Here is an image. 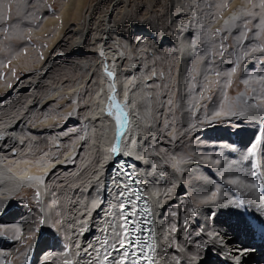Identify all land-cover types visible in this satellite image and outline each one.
<instances>
[{
	"label": "bare ground",
	"instance_id": "6f19581e",
	"mask_svg": "<svg viewBox=\"0 0 264 264\" xmlns=\"http://www.w3.org/2000/svg\"><path fill=\"white\" fill-rule=\"evenodd\" d=\"M126 1H110L109 11L106 10L100 18L101 25L98 29L105 32L100 38L96 23H92L91 12L88 11L82 27L77 23L69 30L66 29L67 45L56 46L62 47L63 50L56 54L52 48L50 60L40 66L39 71H33L31 77H25L16 83L7 91L11 96L5 97L6 101L2 102V106L0 103V264H11L10 260L16 259L18 262L14 264H38L40 256L44 253L42 259L46 264H94L96 253L92 249L98 248L103 253L104 241H112L113 226L115 225L117 231L120 230L121 205L129 203L131 199L130 193L123 186L127 184L126 181L119 173L111 172L114 158L117 156L111 152L113 147L119 149L117 158L130 163L131 174L139 190L142 189L141 194L149 209L155 213L151 217L152 228L155 229L153 243L156 244L157 250L161 246L168 248L167 264H177V261L184 264L187 246L189 245L191 250V247H194L191 241L205 239L204 233L208 230L221 233L228 247L209 243V248L213 250L212 255L205 253L203 264H232L230 248L249 249L241 264H264V206L239 207L234 199L237 197L244 205H258L264 199V143H260L258 154H255V160L249 166L245 150L254 140L256 129L247 130L248 128L243 129L241 126L243 123L248 125V119L257 123L263 118L262 104L254 107L256 111L252 108L244 119L236 121L233 118L228 126L236 128L235 133L232 130L224 133L215 130L214 126L201 129L200 131H205L209 145L201 147L206 150L192 147L191 155L196 159L189 160V163L176 152V147L182 144L180 142L177 146L169 144L168 147L161 145V142H165L164 139L150 144L146 137L160 136L159 123L152 114L146 119L142 108L135 105V99L139 96L149 97L154 85V74L150 78L143 77L141 71H138V64L134 63L133 67L129 66L125 70L121 65L124 54L115 50L109 51V44L114 46L118 40L112 35V29L115 28L113 10ZM135 32L130 34L128 40L132 39L131 35ZM36 35L41 36L39 32ZM100 42L108 45L103 55L96 52L98 49L102 51L103 47L97 46ZM185 43H181V47L187 53ZM90 55H94L95 64L88 65ZM78 58H81L79 63L86 64L76 68L86 73V80L94 90L91 89L93 95L85 105L87 109L84 116H80L83 132L78 148L68 150L60 156L54 145L62 146L63 149L65 142L62 141L66 137L61 134V130L65 125L51 127V119H45V125L39 121L31 126L29 124L35 113L42 116L46 106L51 105L58 96L67 97L76 92L77 84L67 87L66 79L48 82V78L61 66L72 69ZM105 66L113 73L111 79L105 73ZM55 76H58V73ZM134 79L137 85L131 83ZM183 85L181 82L178 86L181 91L184 89ZM42 90L45 94L38 98L36 92ZM126 93L127 104L124 111L128 115L124 120L120 138L117 139L115 121L107 117L106 112L110 96L115 95L116 100L123 105ZM18 97L19 105L11 108ZM215 119L219 120L217 117ZM237 124L239 127H236ZM262 132L264 133V126ZM48 139L50 146L45 148L43 140ZM233 145L234 149L231 147ZM218 148L223 149V161L217 166L214 156ZM204 155L212 159L201 163L199 158ZM245 160L247 166H244ZM100 165L104 167L100 168ZM208 165L216 166L212 170L216 178L203 167ZM249 168L252 169L255 181L259 183L257 187L252 183ZM97 172L100 173L99 178ZM217 174L221 180H218L220 177ZM216 180L224 185L220 187L217 204H203L202 201L212 195ZM229 180H236L237 184H229ZM174 184L178 186L173 188ZM231 190L235 192L232 193ZM37 191L40 193L38 212L49 217V224L52 217H58L64 222V230L60 234L63 242L59 235L54 238L49 231L42 230L29 246L30 242L26 237L35 235L31 232L33 215L23 198L32 192L34 197L31 200L34 201ZM120 192L125 195H118ZM221 200L231 201L234 206L225 204L224 207H218ZM186 201L193 202L194 208L199 210V214L192 218L188 227L189 230H194L195 234L188 237L181 232L185 228L182 225L183 215H186L185 221L189 220L184 205ZM157 202L161 206L158 207ZM213 211L216 213L214 218L211 217ZM173 212L176 214L173 215ZM173 225L177 228L175 233L170 231ZM166 234L171 241L170 248L169 240L164 238ZM17 235L19 239H16ZM73 241L81 245L80 249L72 246ZM21 248L23 256L19 257V253L14 251ZM100 264H103L102 256Z\"/></svg>",
	"mask_w": 264,
	"mask_h": 264
},
{
	"label": "rangeland",
	"instance_id": "374dc122",
	"mask_svg": "<svg viewBox=\"0 0 264 264\" xmlns=\"http://www.w3.org/2000/svg\"><path fill=\"white\" fill-rule=\"evenodd\" d=\"M110 1L0 0V103L6 101L5 97L11 96L7 91L11 90L16 83L25 77H31L33 71H39L40 66L50 60L53 54L52 48L56 54L63 50L62 47L56 46H59L58 44L67 45L68 39L65 38L67 30L77 23L82 27L88 11L91 12L92 23H96L99 38L102 37V34L104 36L105 32L98 28L101 25L100 18L109 11ZM123 2L113 10L115 28L112 29V35L119 41L117 40L114 46L110 43L109 51L115 50L117 53L124 54L121 65L125 70L129 66L133 67L134 63L138 64V71H141L143 77L150 78L154 74L152 81L154 85L151 87L149 97L139 96L135 99V105L142 108L146 119L148 115L152 114L155 121L159 123L160 136L146 137L150 144L162 139L165 142H161V145L166 147L169 144L176 145L180 142L182 144L176 147V152L181 155L182 159H185L186 163H189L188 161L193 157L191 155L192 147L197 146L200 150H206L201 147L209 145V140L205 138V131L193 133L194 139L192 136L185 138L184 132L190 124L205 121L199 125L202 129L214 126L215 130L224 133H229L231 130L235 133L237 132L236 128L228 126L232 120H225L221 117L216 121L214 116L208 114L215 110L226 111L231 107L233 110L243 112L244 115L240 118L244 119V116L247 117L252 108L256 111L254 107L257 108L259 104H262L261 110H264V52L259 51L264 47V25L259 23L264 20V8L260 7L261 0H127L125 4ZM173 4L175 7H172ZM142 5L147 6L144 11L140 10ZM179 13L183 14V19L174 22ZM131 19L144 21L149 25L136 24L135 28H132V22L129 21ZM141 28L147 31L154 30L160 34L161 40L163 35L167 34L169 43H165L161 47L151 41H146L145 44L137 48L135 44L130 43V40H125V38L129 39L130 34L134 31H136L135 34H144L140 33ZM244 31H247V37L243 43H238L236 38ZM38 32L41 36L36 35ZM183 42H186L187 53L181 47ZM99 45H101L100 48H103L102 51L98 49L97 53L106 51L105 48L108 45L101 42L97 46L99 47ZM222 46H227V53L225 52L223 57L219 54ZM252 48H256L257 51L250 52ZM246 53H250V55H246ZM94 55H90L91 61L89 60L88 65L95 64ZM78 59L72 69L61 66L55 69L54 74H50L48 78V82L54 79L56 81L66 79L67 87L77 84L76 92L67 97L65 95L58 96L51 105L42 109L44 116L35 113L29 124L31 126L39 121L45 125L47 124L46 120L51 119V122L53 120L51 127H57L59 124L65 125L61 130V134L66 137L62 141L65 142L63 149L62 146L54 145L60 156L68 150L72 151L75 147L78 148L83 132L80 116H84L87 109L85 105L93 95L91 89L94 90L86 80V73L77 69L79 65L86 64L85 62L79 63L81 58ZM236 65H240V70L236 74L230 77L223 75V73L230 72L231 67ZM57 73L58 76H55ZM217 73H221V75L218 76ZM228 79L231 80V84L224 87ZM244 80H247L248 83L245 84ZM190 81L195 85L192 90L189 89ZM181 82L184 83L182 91L178 87ZM131 83L138 84L135 79ZM44 94V90L36 92L38 98ZM207 97H211V99L209 100ZM19 99L20 97L15 99L11 108L14 109L19 105L17 102ZM208 119L215 122L209 125L206 123ZM242 122L244 121L242 120ZM247 123L248 125L243 123L241 126L243 129L248 128L247 130L256 129L254 139L259 131L263 133L264 115L257 123L255 120L249 119ZM43 141L44 147L48 148L50 146L49 139ZM259 146L260 143H257L256 155ZM87 149L85 152L88 151ZM222 151L223 149L220 148L216 150L214 161L217 158L221 162L223 161ZM256 155L251 157L252 159L247 158L249 166L255 160ZM246 160L244 166H247ZM203 167L215 175L212 171L215 169V165ZM251 170L249 168L252 183L257 187L259 183L255 181ZM218 180H221V177ZM218 180L214 183L213 192L216 191L217 184L224 187L223 183ZM231 192L235 191L231 190ZM32 197L34 195L30 192L24 196L23 200L27 208H34L38 212V205L36 200H31ZM234 199L236 204H242V201L237 197ZM185 203L186 213L189 208L195 209L193 202L186 201ZM242 216L245 217L244 214ZM183 218L182 225L184 226L186 215H183ZM181 232L187 237L195 234L194 230L188 228L182 229ZM21 250L22 248L18 251L15 250L14 253H19V257H22ZM187 255H190L188 250ZM17 262L18 259L10 260L11 264Z\"/></svg>",
	"mask_w": 264,
	"mask_h": 264
},
{
	"label": "snow or ice",
	"instance_id": "6c2138e0",
	"mask_svg": "<svg viewBox=\"0 0 264 264\" xmlns=\"http://www.w3.org/2000/svg\"><path fill=\"white\" fill-rule=\"evenodd\" d=\"M146 5H142L140 10L144 11ZM172 7H175L173 4ZM261 8H264V0H261L260 4ZM183 19V14L179 13L175 17L174 22H179ZM131 23V27L135 28L136 24H147V22L140 21L137 19H131L129 20ZM261 25H264V20H261L259 22ZM141 32H144V35H135L133 34L132 39L130 40V43L135 44L137 48H139L140 45L145 44L146 41H151L154 44H159L161 47L165 43H169V36L167 34L163 35V38L161 40L160 34L155 32L154 30L151 31H145L144 29H140ZM247 37V31L241 32L239 36L236 38L238 43H243L245 38ZM125 40H128L125 38ZM151 46V45H149ZM227 51V46H222L220 51V56L223 57L224 53ZM256 48H252L250 52H256ZM260 52H264V47L259 49ZM99 55H103V52H100ZM246 55H250V53H246ZM240 70V65H236L231 67L230 72L223 73V75L230 77L233 74H236ZM105 73L108 78L113 77V73L107 69V66H105ZM217 75H221V73H217ZM245 84L248 83L247 80L243 81ZM231 84V80L228 79L224 85V87H227ZM195 85L189 82V89H194ZM207 99H211V97H207ZM110 104L108 107V110L106 112V116L113 118L116 125L117 130V139L120 138L121 130L124 127V120L127 118V113L124 111V107L127 104V93L125 94V102L122 105L120 102L116 100L115 95H112L109 97ZM171 103V101H169ZM208 115L214 116L217 118H223L225 120H241L240 117H242L244 114L243 112H238L236 110H233L231 107H229L226 111L224 110H215L210 112ZM215 122L214 120L208 119L206 121L207 124H212ZM205 123V121H200L198 124H190L189 127L185 130L184 135L185 138H188L189 136H192L194 139L193 133H197L202 128L199 126L200 124ZM236 127H239L237 124ZM132 143H135V141H131ZM191 142V141H190ZM257 143H264V133H261L259 131L256 134V138L248 145L247 149L245 150V158H251L255 155V149ZM233 149L235 146H231ZM111 152L113 154H117L119 156V149L117 147H113L111 149ZM191 159H196L195 157H192ZM200 162L203 163L206 160H211V157H207L206 155L199 158ZM215 165H220L221 161L220 159H215L214 161ZM121 166H124L127 168V164L124 160H120L114 167H112L111 172L116 174L119 173L120 175H130V173H124L121 172ZM104 165H100V168H103ZM179 170V169H178ZM100 173L97 172V178H99ZM135 183V181H134ZM229 184H237L236 180H229ZM126 189H128L131 192V195L135 198L134 200H129V210L126 212H122V223L119 226V231L116 230L115 225L113 226V233L112 235V241L109 242L107 240L104 241V251L101 253L100 249L95 248L92 249L96 253V261L94 264H100L101 256L103 258V264H167V257L169 255L168 248H164L161 246L159 250H157L156 244L151 242V237L155 234V229L150 227L151 225V217L154 216V212L149 209L144 203H143V197L141 196V190H132L129 185L124 184L123 185ZM178 185H173L172 187L175 188ZM138 187V185H137ZM220 191V185H216V191L212 192V195L208 197L207 199L203 200V204H217V194ZM169 192H171V189H169ZM120 196H124L125 193L120 192L118 193ZM39 196L40 193L37 191L35 193L36 197V204H39ZM2 203V201H0ZM227 204V206H234L231 201L228 200H221L218 204V207H224V205ZM157 206L159 205V202H157ZM239 207H245V206H257L261 207L264 206V199L261 200V202L251 205H238ZM124 205H121V208L123 209ZM31 214L33 215L32 220V228L31 232L35 235H30L26 237V239L29 240L31 246V242L33 240H36L37 236L41 233L42 230H47L51 234H53V237L59 235L62 242L63 238L60 235L61 232L64 230V222L60 220L58 217H52L51 218V224H49V217H45L42 212H37L36 209L30 208ZM173 215L176 213L173 212ZM199 214L198 209H190L188 212L189 220L184 222V226L187 229L190 226L191 220L193 217L197 216ZM216 213L213 211L211 213V217H215ZM131 217V219H129ZM75 222V221H74ZM171 233H175L177 231V228L175 225L171 228ZM199 235V233H197ZM205 239H202L198 242H192L191 245H194L191 247V250L188 252L190 255H186L184 258V264H203V257L205 253H207L208 256L212 255V249L209 248V243L211 244H219L224 245L226 248L228 247L225 244V238L219 233L218 231L214 230H208L204 233ZM165 240H169L168 235H165ZM16 239H19V236L17 235ZM72 246H74L77 249H80L81 245L79 243H76L75 241L72 242ZM91 247V246H89ZM171 247V241L169 240V248ZM183 247V246H182ZM249 249H243V248H230L229 249V255L232 259V264H241L242 258L247 255ZM45 255L42 254L38 260V264H46V261L42 259V257ZM177 264H180V261H177Z\"/></svg>",
	"mask_w": 264,
	"mask_h": 264
},
{
	"label": "water",
	"instance_id": "95a60500",
	"mask_svg": "<svg viewBox=\"0 0 264 264\" xmlns=\"http://www.w3.org/2000/svg\"><path fill=\"white\" fill-rule=\"evenodd\" d=\"M120 160H123V159H119L117 158V156H115L114 158V164H113V167L120 161ZM125 161V160H124ZM125 163L127 164V168H125L124 166H121V172H124V173H130V175H127V174H124V175H121L123 176L124 180L126 181L127 185H129V187L132 189V190H139V188L137 187V183H136V180L133 178L132 174H131V171L129 169V166H130V163L129 162H126ZM135 181V183H134ZM128 190V189H127ZM128 193H130L131 195V192L128 190ZM142 196V194H141ZM143 197V196H142ZM131 198L134 200L135 198L131 195ZM144 198H143V203L146 205V203L144 202ZM129 209V203L125 204L124 207H123V210L122 212H126L128 211ZM129 219H131V217H129Z\"/></svg>",
	"mask_w": 264,
	"mask_h": 264
}]
</instances>
